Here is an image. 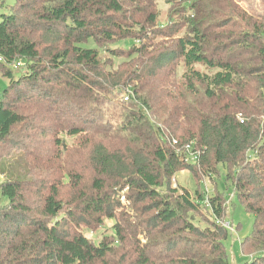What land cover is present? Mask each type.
Returning a JSON list of instances; mask_svg holds the SVG:
<instances>
[{
    "label": "trees",
    "instance_id": "obj_1",
    "mask_svg": "<svg viewBox=\"0 0 264 264\" xmlns=\"http://www.w3.org/2000/svg\"><path fill=\"white\" fill-rule=\"evenodd\" d=\"M159 1L15 0L2 15L0 264H230L225 195L173 185L220 164L255 216L245 264H264V13L180 0L161 24ZM105 219L99 242L83 231Z\"/></svg>",
    "mask_w": 264,
    "mask_h": 264
},
{
    "label": "rangeland",
    "instance_id": "obj_2",
    "mask_svg": "<svg viewBox=\"0 0 264 264\" xmlns=\"http://www.w3.org/2000/svg\"><path fill=\"white\" fill-rule=\"evenodd\" d=\"M176 1V0H175ZM228 1V0H227ZM236 5H239L242 7L245 11H247L250 15L259 16L260 14L264 13V0H232ZM15 0H6L5 4L3 6L0 5V20L2 19V15L7 13L10 9V6L13 5ZM216 6H219L217 4ZM158 7L160 8V23H166L167 20H169L170 10L172 8H176L178 11V7L183 9L182 3H180V0H177V3L175 2L174 5H170L169 3L165 2V0H160ZM176 18V15L174 16ZM134 42L131 39H125L117 42V46L120 47H128L132 45ZM112 47V46H110ZM101 57L102 58H109L110 53L103 49L101 50ZM114 61L118 62L120 61V58H114ZM14 74L15 77H19L24 69L22 68H16L14 67ZM194 68L196 70H199L203 73L213 74L215 72L214 69L208 68L205 64L199 63L194 65ZM186 72L185 66L181 65L178 69V78L181 80V75H183ZM10 84V79L7 77H4L0 72V91L6 88ZM199 88L204 91V87L199 84ZM118 99H115L112 102H109L107 104V111L108 113L114 114V112L117 111L116 107L118 106L119 100H123L125 96V92H120L117 94ZM125 101V99H124ZM110 114V115H111ZM66 143L71 146L74 145L75 139L69 136H65ZM220 175L214 176V177H204L201 179V183L197 182L195 176L191 171L188 169H182L179 173L176 174V176L173 177V185L186 187L193 193L196 192L197 189L204 190L205 187L209 190V195L213 194L215 189H218L221 193H223L227 200V221L231 222L234 227V232H230L228 239L226 240V246L228 249L230 264H245V262L249 261V258H252L253 256L250 255V257L244 255L241 251V240L245 237H247L249 234L252 233L254 229V223H255V216L252 212H249L245 209L244 205L239 201L238 197L235 195L234 198L231 197V194L234 193V185L233 183L227 182L226 175H227V169L222 164L218 167ZM4 181V178L0 174V184ZM125 192V191H123ZM122 200L126 202V197L123 195ZM7 201L6 197L0 194V206L5 204ZM128 204V203H127ZM121 210H131L129 205L123 206ZM114 224L113 219H105L104 223L100 226H98L95 229H87L83 228V231L87 234V236L95 240L96 242H99L103 234L106 232L112 233V226ZM237 226H239V229H237ZM142 239L144 240L143 236L140 235Z\"/></svg>",
    "mask_w": 264,
    "mask_h": 264
},
{
    "label": "built area",
    "instance_id": "obj_3",
    "mask_svg": "<svg viewBox=\"0 0 264 264\" xmlns=\"http://www.w3.org/2000/svg\"><path fill=\"white\" fill-rule=\"evenodd\" d=\"M0 60H2V58H0ZM25 64H24V61L23 60H20V61H18L16 64H15V67H20V66H24ZM130 97V95L129 94H126L125 96H124V99H128ZM174 142L175 143H177V141L176 140H174ZM186 152H187V157H188V159H189V161L190 162H198V160H199V156H200V151L199 150H195L194 148H193V146H191V145H187V147H186ZM204 194H205V197H206V202H208L209 200V190L207 189V187H205L204 188ZM231 197L232 198H234L235 196H234V193L233 194H231ZM224 225L227 227V228H229L232 232H234V227H233V224L231 223V222H228V221H226L225 223H224Z\"/></svg>",
    "mask_w": 264,
    "mask_h": 264
}]
</instances>
